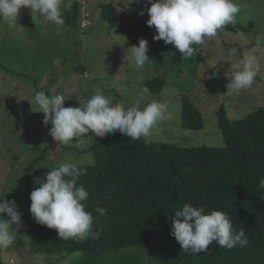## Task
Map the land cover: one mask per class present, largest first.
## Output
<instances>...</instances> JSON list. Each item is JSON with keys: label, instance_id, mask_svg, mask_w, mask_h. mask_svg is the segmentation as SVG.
Instances as JSON below:
<instances>
[{"label": "rangeland", "instance_id": "rangeland-1", "mask_svg": "<svg viewBox=\"0 0 264 264\" xmlns=\"http://www.w3.org/2000/svg\"><path fill=\"white\" fill-rule=\"evenodd\" d=\"M78 1L81 8L76 28L64 24L58 31L39 13L24 7L15 28L0 22V193L6 192L4 199L15 201L21 212V224L22 214L29 207L22 172L48 145L52 127L51 123L47 126L43 123L44 114L34 101L36 91L63 94L65 107H79L100 88L105 96H113L116 102L129 107L142 95L146 80L162 77L164 86L158 93L145 95L144 102L156 99L168 103L172 119L155 126L151 139L183 147L224 146L216 116L221 104L230 120L264 107V0H235L241 7L236 22L246 30L205 38L203 44L196 45L193 57L175 66L169 63L173 45L154 40V27L142 31L148 19L149 0ZM105 4H112L128 24L109 28L101 17ZM139 38L148 41L150 60L137 71L129 56L130 47L137 45ZM231 48L238 49L236 56L229 54ZM244 55H254L259 68L250 88L235 91L225 73ZM76 68H82V73L74 71ZM181 94L189 96L198 106L204 119L203 128L180 127ZM84 138L81 148L75 146V138L68 146L82 150L92 144L95 134L89 131ZM56 144L31 171L33 188L39 187L35 181L44 179L49 168L62 162L86 164L89 152L67 150ZM36 225L32 217L21 235V245L14 241L8 248H0V264H50L52 259L56 264H73L80 257L81 253H74L59 262V256L31 254Z\"/></svg>", "mask_w": 264, "mask_h": 264}, {"label": "trees", "instance_id": "trees-1", "mask_svg": "<svg viewBox=\"0 0 264 264\" xmlns=\"http://www.w3.org/2000/svg\"><path fill=\"white\" fill-rule=\"evenodd\" d=\"M80 8L81 2L73 0L71 9L63 14L65 26L77 27ZM101 17L111 29L128 24L112 4L102 6ZM149 29L145 22L142 31ZM245 30L235 22L218 33ZM183 60L173 46L170 65H179ZM164 84L162 77L155 76L143 86L158 93ZM194 104L189 96L181 94L182 129L203 128L202 113ZM216 116L223 147H183L158 140L145 144L143 139L132 141L119 131L95 136L92 144L82 150L60 144L67 150L94 155V165H81L87 168V174L81 175L78 183L89 192L86 205L95 221L93 231L99 235L83 241L62 240L55 229L37 223L29 252L59 256V262L81 253L73 264H264V190L257 188L264 178V107L230 120L221 104ZM56 146L50 136L48 145L22 172L29 207L34 189L30 173ZM187 202L203 206L206 212H225L236 231L244 229L248 245L227 249L213 241L206 252L183 251L171 235V217ZM97 204L107 209L105 215L95 212ZM29 207L22 214L15 239L18 245L32 218ZM50 264L56 261L52 259Z\"/></svg>", "mask_w": 264, "mask_h": 264}, {"label": "clouds", "instance_id": "clouds-1", "mask_svg": "<svg viewBox=\"0 0 264 264\" xmlns=\"http://www.w3.org/2000/svg\"><path fill=\"white\" fill-rule=\"evenodd\" d=\"M73 0H0V22L15 28L22 7L39 13L46 22L53 23L59 31L64 25V12L72 7ZM146 24L155 28L154 40L172 44L185 60L196 54L193 45H201L205 38L217 36L227 25L236 22L241 7L235 0H149ZM143 15V11L140 13ZM259 43V40H258ZM148 41L139 38L137 45L130 47L129 61L139 71L150 60L147 56ZM237 48L229 49L236 56ZM259 65L254 55H244L238 62L230 65L225 75L235 91L250 88L257 75ZM142 95L129 107L116 102L113 96H105L97 88L83 106H64L63 94L49 95L36 91L35 104L44 114L43 123H51L49 135L62 145L74 142L77 148L84 145V134L91 131L96 137H104L119 131L132 141L143 139L151 143L153 129L160 122L172 119L169 105L151 99L144 102L145 95H151L147 86L142 87ZM86 164H95L94 155L88 154ZM44 179H37L39 187L30 192L29 211L38 224L55 229L62 240L89 237L96 238L93 231L95 223L92 211L87 209L89 192L78 181L87 174V168L77 162H62L51 167ZM264 190V178L257 185ZM6 192L0 193V248L6 249L13 244L21 225V212L14 200L4 199ZM95 212L105 215L107 209L99 204ZM6 217L5 218V215ZM171 235L181 249L190 254L208 251L215 241L221 248H244L249 240L243 228L236 231L229 216L221 210L205 211L203 206L184 203L171 217ZM16 225V227H13Z\"/></svg>", "mask_w": 264, "mask_h": 264}]
</instances>
